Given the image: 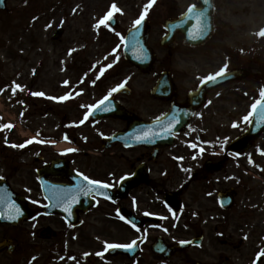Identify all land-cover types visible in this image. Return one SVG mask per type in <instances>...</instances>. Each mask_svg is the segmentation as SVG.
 I'll return each mask as SVG.
<instances>
[{
	"label": "flooded vegetation",
	"instance_id": "flooded-vegetation-1",
	"mask_svg": "<svg viewBox=\"0 0 264 264\" xmlns=\"http://www.w3.org/2000/svg\"><path fill=\"white\" fill-rule=\"evenodd\" d=\"M131 2L139 7V11L133 14L141 15L150 0ZM197 7V0H156L148 10L144 21L149 44L155 51L158 48L164 51V58L155 62L149 73L143 76L139 83L141 93L130 89L129 94L113 92L111 96L107 95L116 109V116L80 124L79 112L52 109L50 114L41 113L36 117L35 127L29 125L27 128L28 134L32 133L33 137L36 134V141L41 143L34 142L23 148L9 147L26 144L27 140L13 142L9 137L11 131L7 130L9 140L0 146V154L5 151L3 159L6 161L0 163V179L7 181L33 215L22 224L23 233L36 230L37 234L42 233L45 239L58 245L60 230L72 238L78 229H99L100 233L95 236L105 240L99 242L104 246L114 239L116 231L121 237L118 239L121 245L136 241L138 255L135 259L149 254L160 261L165 260L151 252L157 238L164 245L172 246L200 237L199 247L177 251L165 262L221 264V261H232L227 255L218 256L214 262L204 260L203 256H194L195 251H203L211 243V249L221 244L233 251L246 245L252 253L239 254L238 260L244 261L243 264H264V257L257 259L264 251V204L237 205L239 187L232 182L235 177L228 174L223 181L220 180L228 166L239 172L236 166L245 169L256 159L241 157L249 153L263 135L247 152L238 156L227 154L226 147L242 132L237 136L229 134L231 138L225 143L221 142L223 136L220 135L224 128L233 127L242 111H248L252 97L249 94L235 95L236 90L232 87L237 83L231 82L202 92L190 102V95L198 91L209 75L219 72L222 63L231 62H223L224 58L220 60L219 54L216 55L220 48L214 45L206 47V43L191 47L184 44L183 35L177 32L173 35L172 50L162 48L158 43L168 35L166 23L178 20L190 8ZM216 22L215 17L214 27L218 26ZM197 57L201 59L190 62ZM204 58L207 61L201 66L200 60ZM163 72L169 74L171 89L152 95ZM201 98L202 102L197 104ZM77 110L81 111L82 107L78 106ZM170 112L174 115L170 116L169 122H161ZM45 118L50 121L40 122ZM49 132L52 136L39 138L42 133ZM144 136L149 139L138 141ZM83 177L107 183L110 187L99 189L98 194L86 192L89 186ZM223 182L229 185L221 188ZM228 190H233V203L223 208L219 204V194ZM73 194L71 208L79 212L76 218L80 221L79 227L67 225L58 215L45 214L46 209L50 213L58 205L68 204L67 197ZM88 203L93 207L81 214ZM18 228L0 224V242L11 239L17 243L8 232ZM237 236L238 244L233 245L231 241ZM0 259H7V253H0Z\"/></svg>",
	"mask_w": 264,
	"mask_h": 264
},
{
	"label": "rangeland",
	"instance_id": "rangeland-1",
	"mask_svg": "<svg viewBox=\"0 0 264 264\" xmlns=\"http://www.w3.org/2000/svg\"><path fill=\"white\" fill-rule=\"evenodd\" d=\"M115 2L122 9L115 18L119 31L123 32L132 23L135 16L133 13L138 12L139 7L132 5L131 0ZM111 6L112 3L105 0L7 1V17L0 15V123H11L14 126L15 131L10 133L13 142L22 140L29 125L36 126L34 122L40 113L58 109L54 102L59 95L69 91V84L73 89L80 88L83 95L75 102H67L60 107L66 112L75 113L71 105L75 106L77 102L92 103L99 98L101 93L94 90L87 77H104L106 87L119 81L126 82L134 92H142L139 83L144 78L122 63L121 37L116 39L114 33L106 32L104 27H96L105 16V9ZM126 11L133 15L127 16ZM216 20L218 26L206 47H226L232 66L250 69L252 78L232 87L236 90L235 95L245 93L258 96L264 86L263 80L261 83L255 81L258 79L259 69L264 74V37L255 34L264 29V0H216ZM58 27L63 29L64 35L59 41L53 42L51 37ZM219 53L221 51L216 52L217 57ZM157 54L159 61H162L164 53ZM222 56V53L219 54L220 60ZM199 59L201 57L190 62ZM200 61L202 66L207 59ZM102 69L105 70L100 75ZM13 85H19L23 91L17 90L13 94ZM32 93H43V96H33ZM221 120L225 121L226 118ZM45 121H50V118L40 119V122ZM243 125L244 123H238L237 127ZM231 134L235 135L236 132ZM5 142L7 130L0 133V146ZM260 142L261 149L264 150V137ZM4 154L5 151L0 154V163L6 162ZM256 156L260 158L257 154ZM236 167L239 172L234 168H226L229 172L225 170L220 180L223 181L228 174L235 177L232 182L235 187H239L237 205L252 207L264 202V173H260L262 178L259 180L260 174L254 168ZM227 185L229 184L223 182L220 186L222 188ZM262 215L264 216V209ZM21 227L22 225L17 230L8 232L17 239V252L7 256V259H0V264H179L177 260L171 263L154 260L149 254L133 261L109 258L106 254L97 255L104 253L103 242H99L105 241L95 236L100 233L99 229H78L72 238L64 230H60L59 244L56 245L50 239H45L42 233L37 234L36 230L25 229L26 233H23L24 227ZM113 238L107 242L119 243L118 239L121 237L115 231ZM238 241L237 236L231 242L237 245ZM209 245L203 251H195L194 256H203L204 260L214 262L218 256L227 255L232 261H221V264H243L244 261L238 260V255L252 253L246 245L237 251L221 244L214 249ZM194 256L192 257L195 258Z\"/></svg>",
	"mask_w": 264,
	"mask_h": 264
},
{
	"label": "snow or ice",
	"instance_id": "snow-or-ice-1",
	"mask_svg": "<svg viewBox=\"0 0 264 264\" xmlns=\"http://www.w3.org/2000/svg\"><path fill=\"white\" fill-rule=\"evenodd\" d=\"M155 3H156V0H150V2L147 5H145L143 13L140 15V17L137 20H135L134 27H139L143 23V21L145 20V17L148 14V10L151 9ZM205 3H207V0H205ZM118 11H120V10L116 7L115 4H113L111 6V10L103 17V19H101L99 21V23H97L96 27L99 28L101 25H103L104 27L107 28L108 27V21H111L112 18H113L114 13H116ZM192 12H193V9L190 8L189 9V17H191ZM197 20L202 24V20H201L200 15L197 16ZM109 30H111V29H109ZM203 33H204V28L203 27H198L194 32H190L189 33V39H200V38H202ZM117 35H119V34L117 33ZM255 35H257L258 37H264V29H261ZM121 42H123V37H121ZM113 55H115V53H113ZM108 67H111V65H109ZM104 70L105 69L101 70L100 75H103V71ZM224 74H225V70L222 69V70H220L219 72H217L215 74L209 75L205 79L204 82L205 83L214 82L218 77H221ZM99 78H100V76H97V79H99ZM124 86H125V84L121 83L117 88L112 89V92L109 93V96H111L113 92L119 91ZM17 90L23 91V89L20 88L19 85H13V94H15V92ZM32 95L33 96H43V93H32ZM46 98L47 99H54L52 97H46ZM70 98H71L70 95H65L64 97L60 98L57 102H63V101H66V100H68ZM107 100H108V96H106V97H104V99L100 100L99 103L96 104L94 107H89L88 112L84 116V120L81 121V123H83L84 121H87L89 116H91L96 109H99L102 105H104ZM258 109L260 110V113H259L260 114V122H264V89H262L261 92H260V99L257 100L251 106V112L249 113V115L244 117V121L245 122H250L252 116L257 113ZM105 110H108V109H105ZM13 127L14 126L12 124L0 125V132L4 131L5 129L11 130ZM233 127H237V125H233ZM168 130L170 131L171 129L169 128ZM65 139L67 140V137H65ZM147 139H149V137L148 136H144L142 138H138V141L147 140ZM34 142L35 143H41V141L28 140L26 142V144L19 145V146L13 144V145H9V147H13V148L20 147V148H23V147H26L28 144H32ZM190 147H195V145H190ZM221 147H223V146H221ZM69 151H75V149H69ZM201 151H203V150L201 149ZM260 154L264 155V152H262ZM193 159H195V157H193ZM249 163H251V160H249ZM78 175H79V173H78ZM83 179L87 181V185L89 186V187H87L85 189L86 192H91V191H93V189H108L110 187V185L107 184V183H101L99 181L91 180L88 177H83ZM105 199H108V197L105 196ZM64 211L69 212V214L71 213V202H69L68 205L64 208ZM11 212L18 213L19 209H16L15 206L12 205L11 206ZM118 215H119V213H118ZM145 215H148V213H145ZM0 218H3V217H0ZM10 218H14V217L10 216ZM120 218L123 219V217H120ZM165 218L166 217H161V219H165ZM125 223H128V221H125ZM135 244H136V241H132L131 243L126 244V245L106 243L104 245V247H105V249H120V248H123L125 251H131L134 248ZM97 255H103V254L102 253H97ZM260 257H264V251H261L258 254L257 259H259Z\"/></svg>",
	"mask_w": 264,
	"mask_h": 264
},
{
	"label": "water",
	"instance_id": "water-1",
	"mask_svg": "<svg viewBox=\"0 0 264 264\" xmlns=\"http://www.w3.org/2000/svg\"><path fill=\"white\" fill-rule=\"evenodd\" d=\"M5 0H1L2 4ZM201 2V9L198 10L197 12V16L200 15L201 20H202V24L196 20H191V18H188L187 21L189 22L186 27L182 26V28H184L185 30L188 28V25H191V23L193 22L194 26H193V30L195 31L198 27H203L204 28V33L202 35V38L200 39H190L191 42L193 44H197L199 43L201 40H203L204 38H206V36H208L211 32V18H212V0H207V3H205V0H200ZM3 7V6H2ZM61 35V31H57L56 35L54 36V39L59 37ZM129 40H127V44H126V49H125V59L130 62L133 66H135L138 70L146 72L148 70V68L151 66V63L154 60V56L152 54V52H148L146 51L142 45H145V37L142 36V38L138 35H133L131 34L129 36ZM187 39H189V37H186ZM128 39V38H127ZM245 76L246 73L244 72H233L231 73L229 78H236L234 76ZM257 117H260V114L257 115ZM258 123L260 122V119L257 121ZM262 128H264V122L260 125V126H256L254 127V129L250 130L249 132V138L248 136L246 138L250 139L251 136H253L254 134H252V131H258L261 130ZM246 139H242L240 141H238L237 144L243 142ZM14 205L16 209H19L18 213H14L11 212V206ZM11 206H7V222L12 223V225H16L19 221H21L22 219V214L20 213V208L16 205V203H12ZM14 217V218H10ZM9 252H13V247L9 246ZM161 252V251H160Z\"/></svg>",
	"mask_w": 264,
	"mask_h": 264
}]
</instances>
